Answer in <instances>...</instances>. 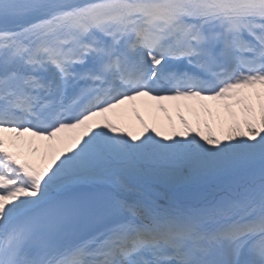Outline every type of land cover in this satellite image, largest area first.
<instances>
[{
	"label": "snow or ice",
	"instance_id": "6c2138e0",
	"mask_svg": "<svg viewBox=\"0 0 264 264\" xmlns=\"http://www.w3.org/2000/svg\"><path fill=\"white\" fill-rule=\"evenodd\" d=\"M0 264H264V0H0Z\"/></svg>",
	"mask_w": 264,
	"mask_h": 264
},
{
	"label": "bare ground",
	"instance_id": "6f19581e",
	"mask_svg": "<svg viewBox=\"0 0 264 264\" xmlns=\"http://www.w3.org/2000/svg\"><path fill=\"white\" fill-rule=\"evenodd\" d=\"M150 107H145L143 103L140 101L137 104H133L128 106L127 110L123 112L122 117L125 120L131 121L136 128L139 127V122L135 121L134 114L132 112V107L134 106L136 111L144 118L145 121L151 123L156 122L164 127H168L169 125L175 126L176 128H181L180 125V117H183L185 121L191 127H195L194 125V117L185 109V105H188L187 101H163L161 103L164 104V110L156 107L155 102H148ZM207 106V111L205 107ZM195 108L201 115L207 114L208 111L211 112L213 117L223 120L226 117V112L223 108L219 107L213 101H198L195 105Z\"/></svg>",
	"mask_w": 264,
	"mask_h": 264
},
{
	"label": "rangeland",
	"instance_id": "374dc122",
	"mask_svg": "<svg viewBox=\"0 0 264 264\" xmlns=\"http://www.w3.org/2000/svg\"><path fill=\"white\" fill-rule=\"evenodd\" d=\"M187 101H188V105H185V109L194 117V124H195L194 126L200 127L201 130L203 129L204 123H208L213 127H215L217 123L220 121H224L225 123H228V121L230 122L231 121L230 113L239 112L241 107V105L236 104L235 101L233 100V101H227V103L231 105V107L229 109H225L223 106L225 103L224 101H214L217 105H219V107L223 108L226 112V117L223 120H219L213 117L210 111H208L207 114L201 115V113H199L195 108L197 101H193V100H187ZM138 102L139 101L134 102L133 104H137ZM122 119L125 120L124 117H122Z\"/></svg>",
	"mask_w": 264,
	"mask_h": 264
}]
</instances>
